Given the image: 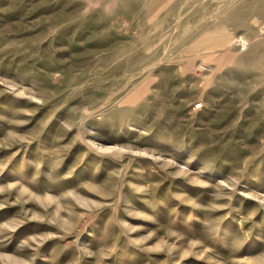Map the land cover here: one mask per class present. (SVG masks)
Masks as SVG:
<instances>
[{
  "label": "rangeland",
  "instance_id": "obj_1",
  "mask_svg": "<svg viewBox=\"0 0 264 264\" xmlns=\"http://www.w3.org/2000/svg\"><path fill=\"white\" fill-rule=\"evenodd\" d=\"M0 264H264V0H0Z\"/></svg>",
  "mask_w": 264,
  "mask_h": 264
},
{
  "label": "water",
  "instance_id": "obj_2",
  "mask_svg": "<svg viewBox=\"0 0 264 264\" xmlns=\"http://www.w3.org/2000/svg\"><path fill=\"white\" fill-rule=\"evenodd\" d=\"M241 43H242V39L239 38V39L234 40V41L232 42V45H233V46H236V45H239V44H241ZM204 69H205V66H199V70H200V71H202V70H204Z\"/></svg>",
  "mask_w": 264,
  "mask_h": 264
},
{
  "label": "built area",
  "instance_id": "obj_3",
  "mask_svg": "<svg viewBox=\"0 0 264 264\" xmlns=\"http://www.w3.org/2000/svg\"><path fill=\"white\" fill-rule=\"evenodd\" d=\"M195 107H196V109H200L202 107V103H196Z\"/></svg>",
  "mask_w": 264,
  "mask_h": 264
}]
</instances>
